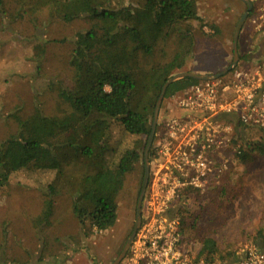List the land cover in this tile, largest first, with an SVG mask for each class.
Listing matches in <instances>:
<instances>
[{"label": "rangeland", "instance_id": "374dc122", "mask_svg": "<svg viewBox=\"0 0 264 264\" xmlns=\"http://www.w3.org/2000/svg\"><path fill=\"white\" fill-rule=\"evenodd\" d=\"M109 1V8L116 7V0ZM147 1L121 0L120 4L142 6ZM258 5L263 6L264 0ZM197 9L203 26L192 22L170 29L153 54L141 59V68H164L174 62L182 68L173 70V75L189 71L206 74L221 72L226 63L225 68L232 63L229 54L233 33L246 11L245 4L240 0H198ZM232 9H237L238 14L233 15ZM258 15L255 12L245 24L248 22L254 28L251 20ZM211 25L218 29V34ZM89 27L85 19L68 24L51 18L48 9L38 5L37 0H0V142L16 131L11 118L15 112L28 116L39 107L51 116L67 109L56 86H72L69 61L74 42ZM115 42L118 44V40ZM227 54L229 59L225 60ZM172 97L164 98L158 119L173 114ZM251 138L263 151L248 153L244 162L237 160L219 186L203 194L189 195L181 213L186 245L196 252L204 240H214L222 254L230 256L223 262L226 264L244 246L264 244V136L258 131L251 133ZM247 139L245 133L244 140ZM141 143L138 140L135 145ZM52 177L20 172L0 188V264H112L134 227L138 173L126 174L114 197V227L102 233L91 229L88 237L72 215L66 189H61L55 199V219L62 224L56 233L59 231L65 245L62 249L54 246L56 254L42 255L49 229L36 228L34 219L41 213L46 186ZM63 232L69 233L65 240Z\"/></svg>", "mask_w": 264, "mask_h": 264}, {"label": "trees", "instance_id": "16d2710c", "mask_svg": "<svg viewBox=\"0 0 264 264\" xmlns=\"http://www.w3.org/2000/svg\"><path fill=\"white\" fill-rule=\"evenodd\" d=\"M120 1L116 0V7L109 8V0H37L53 19L68 24L85 19L90 26L74 42L69 61L72 86H56L57 95L67 109L62 108L51 116L39 107L28 116L15 112L11 118L16 131L0 142V188L20 172L53 175L46 186L41 213L34 219L36 228L49 229L42 255L56 254L54 246L62 249L65 245L59 231L56 233L62 224L55 219V199L63 188L85 237L91 229L102 233L114 227L117 220L114 197L126 174L143 171L140 163L156 102L172 71L182 68L173 62L164 68L145 70L140 66L141 59L151 56L160 40L176 25L198 22L202 27L204 24L198 14V0H153L152 3L146 0L142 6L134 3L123 6ZM253 14L252 9L248 19ZM210 28L218 34L216 27ZM198 82L178 80L167 88L164 98L181 95ZM242 130L233 138L234 143L246 144L237 156L240 163L247 159L248 153L263 151L262 146L254 143L251 133L259 131L264 136V129ZM138 140L141 146L135 145ZM193 194L203 193L185 194L173 210L179 220L185 201ZM180 224L184 236L181 221ZM262 233L259 235L263 236ZM68 235L64 233V240ZM199 256L220 264H226L223 262L230 257L223 255L211 239L202 242ZM235 260L228 264H235Z\"/></svg>", "mask_w": 264, "mask_h": 264}, {"label": "built area", "instance_id": "2783aa9c", "mask_svg": "<svg viewBox=\"0 0 264 264\" xmlns=\"http://www.w3.org/2000/svg\"><path fill=\"white\" fill-rule=\"evenodd\" d=\"M251 23L256 32L264 29V5ZM170 102L174 114L158 119L140 225L122 264H220L186 245L173 210L188 191L205 193L231 173L246 147L234 143L236 134L264 129L263 68L235 67ZM235 264H264V244L244 246Z\"/></svg>", "mask_w": 264, "mask_h": 264}, {"label": "water", "instance_id": "95a60500", "mask_svg": "<svg viewBox=\"0 0 264 264\" xmlns=\"http://www.w3.org/2000/svg\"><path fill=\"white\" fill-rule=\"evenodd\" d=\"M242 3L245 4L246 6V11L244 12V14L241 15L238 23L236 24L234 33H233V39H232V63L225 68L224 70H222L219 73L216 74H197L195 72L189 71V72H179L174 74L173 76H171L163 85L162 89H161V93L158 97V100L156 102L154 111H153V118H152V123H151V130H150V134L148 136V140L146 142V146L144 148L143 151V163H144V173H143V182H142V187H141V191L139 194V198L137 201V205H136V219H135V223H134V227L133 230L130 234V236L128 237V239L126 240L119 256L116 258V260L112 263V264H120L123 262L126 253L131 245V242L133 240V237L140 225V217H141V204H142V199L147 187V183H148V174H149V152L151 150L152 147V143L154 141V137H155V133H156V129H157V123H158V116H159V112H160V108L162 105V102L164 100V96H165V92L167 90V88L172 85L174 82L178 81V80H182V79H193L196 81H209V80H215L218 78H222L224 77L226 74H228L231 70H233L235 67H237L238 61H239V56H238V38H239V34L240 31L243 27V25L245 24V22L248 19V16L252 10V3L250 0H240Z\"/></svg>", "mask_w": 264, "mask_h": 264}, {"label": "crops", "instance_id": "0c3cea01", "mask_svg": "<svg viewBox=\"0 0 264 264\" xmlns=\"http://www.w3.org/2000/svg\"><path fill=\"white\" fill-rule=\"evenodd\" d=\"M252 2V9L255 12H259L261 6H256V4L261 3L262 0H250ZM258 10V11H257ZM230 12L235 15L238 14V10H230ZM237 12V13H236ZM233 21V20H230ZM232 23V22H230ZM251 27L248 22L243 25L239 38H238V56H239V66L241 67H253L259 65L264 71V30L260 33H256L254 28ZM232 49V48H231ZM230 56L233 53L230 52ZM228 54L225 56V60H228ZM222 63H225L224 61ZM227 63L224 65L226 67ZM222 67V70L225 67ZM174 114V111L172 112ZM46 264V262H44Z\"/></svg>", "mask_w": 264, "mask_h": 264}, {"label": "flooded vegetation", "instance_id": "af4514ba", "mask_svg": "<svg viewBox=\"0 0 264 264\" xmlns=\"http://www.w3.org/2000/svg\"><path fill=\"white\" fill-rule=\"evenodd\" d=\"M140 165L142 166L143 168V171L140 172V171H137L136 173H138V191H137V194H136V200L138 201V198H139V194H140V191H141V187H142V182H143V173H144V163L143 161L140 163ZM137 205V203H136Z\"/></svg>", "mask_w": 264, "mask_h": 264}]
</instances>
